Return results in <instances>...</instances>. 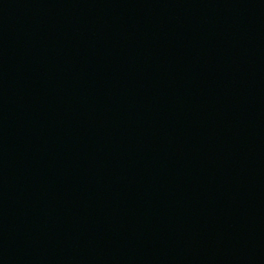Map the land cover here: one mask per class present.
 <instances>
[{"label":"water","instance_id":"water-1","mask_svg":"<svg viewBox=\"0 0 264 264\" xmlns=\"http://www.w3.org/2000/svg\"><path fill=\"white\" fill-rule=\"evenodd\" d=\"M0 264H264V0H0Z\"/></svg>","mask_w":264,"mask_h":264}]
</instances>
